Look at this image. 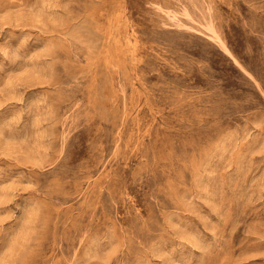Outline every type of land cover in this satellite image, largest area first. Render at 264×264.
Returning a JSON list of instances; mask_svg holds the SVG:
<instances>
[{"label": "rangeland", "instance_id": "rangeland-1", "mask_svg": "<svg viewBox=\"0 0 264 264\" xmlns=\"http://www.w3.org/2000/svg\"><path fill=\"white\" fill-rule=\"evenodd\" d=\"M0 264H264V0H0Z\"/></svg>", "mask_w": 264, "mask_h": 264}]
</instances>
